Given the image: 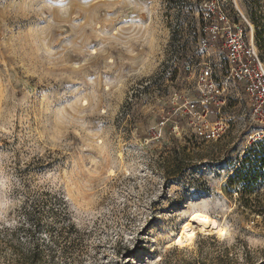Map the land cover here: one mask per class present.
Returning <instances> with one entry per match:
<instances>
[{
    "label": "rangeland",
    "instance_id": "374dc122",
    "mask_svg": "<svg viewBox=\"0 0 264 264\" xmlns=\"http://www.w3.org/2000/svg\"><path fill=\"white\" fill-rule=\"evenodd\" d=\"M204 1L0 0V264L36 245L40 264H264L263 147L238 88L211 109L216 141L172 118L205 67L224 80ZM208 2L264 56V0ZM195 212L227 235L192 222L175 245Z\"/></svg>",
    "mask_w": 264,
    "mask_h": 264
},
{
    "label": "built area",
    "instance_id": "2783aa9c",
    "mask_svg": "<svg viewBox=\"0 0 264 264\" xmlns=\"http://www.w3.org/2000/svg\"><path fill=\"white\" fill-rule=\"evenodd\" d=\"M208 3V0L204 1L201 9L202 19L205 29H210L212 42L222 40L224 80L222 83L218 82L214 78L212 68L205 67L199 78L202 89L198 99L187 101L172 118L179 121L188 120L190 130L196 138L205 141L218 140L229 130V124L218 116L212 119L211 109L216 108L219 114L221 109L227 106L228 85L232 83L238 88L249 116L257 126V130L249 136V145H264V56L254 34L247 39L236 20L221 7L218 9L220 15L216 19L215 11L207 8ZM240 14L243 16L241 12ZM169 122L174 124L173 131L181 130L178 122H174L170 117H163L161 124L170 128Z\"/></svg>",
    "mask_w": 264,
    "mask_h": 264
},
{
    "label": "bare ground",
    "instance_id": "6f19581e",
    "mask_svg": "<svg viewBox=\"0 0 264 264\" xmlns=\"http://www.w3.org/2000/svg\"><path fill=\"white\" fill-rule=\"evenodd\" d=\"M192 222L197 223L198 230L207 235H218L224 237L227 235V227L221 222L219 223L217 219L209 216L204 212H195L190 216L187 223L183 224L180 232L176 235L174 244L180 247L190 245L195 239L196 230L192 228ZM197 230V231H198Z\"/></svg>",
    "mask_w": 264,
    "mask_h": 264
},
{
    "label": "trees",
    "instance_id": "16d2710c",
    "mask_svg": "<svg viewBox=\"0 0 264 264\" xmlns=\"http://www.w3.org/2000/svg\"><path fill=\"white\" fill-rule=\"evenodd\" d=\"M202 26H203V30H205V26L203 22H202ZM258 146L263 147V150L261 151V153H259L258 156L260 155L262 156L260 162L262 164L261 166H264V145L259 144ZM43 253H44L43 249L40 248L39 245H36L34 246L33 249H30L26 254H24L23 261L21 264H40V261L42 260L43 257Z\"/></svg>",
    "mask_w": 264,
    "mask_h": 264
}]
</instances>
